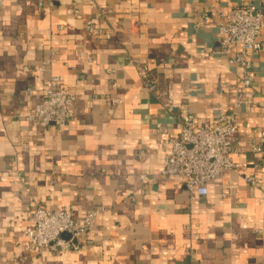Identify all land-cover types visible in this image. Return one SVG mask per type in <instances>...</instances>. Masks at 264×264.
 <instances>
[{"label":"crops","instance_id":"obj_1","mask_svg":"<svg viewBox=\"0 0 264 264\" xmlns=\"http://www.w3.org/2000/svg\"><path fill=\"white\" fill-rule=\"evenodd\" d=\"M246 4L264 11V0H4L0 264H264V30L251 59L258 103L239 110L235 170L190 199L160 173L168 149L157 132L176 137L184 113L211 123L231 109L242 69L220 53L219 24ZM88 21L109 38L90 35ZM144 62L166 97L140 81ZM52 76L76 95L74 117L60 129L28 125L19 115L33 111ZM259 144L262 153L252 150ZM68 205L78 220L104 207L87 244L23 253L27 215Z\"/></svg>","mask_w":264,"mask_h":264},{"label":"built area","instance_id":"obj_2","mask_svg":"<svg viewBox=\"0 0 264 264\" xmlns=\"http://www.w3.org/2000/svg\"><path fill=\"white\" fill-rule=\"evenodd\" d=\"M93 6V1L90 4ZM4 0H0V9ZM211 14V13H210ZM209 13H200L204 21ZM194 26H198L197 23ZM90 35L98 38H109V34L96 27L91 21L86 24ZM264 30V11L255 5L246 4L234 6L221 13L219 24V51L225 55L230 64L242 69V79L237 89V95L231 103L228 112L219 110L213 122L198 119L191 113L180 117V129L176 137H171L157 125V132L162 135V143L168 152L164 157L161 175L171 178L183 185L190 199L204 197L208 193V183L223 173H229L237 168L233 161L235 149L233 139L238 131L239 110L249 109L257 104L252 88V57L261 50L260 36ZM137 75L147 90L156 98L166 97L161 87L158 75L150 69L148 62L136 67ZM41 70V69H40ZM31 93V90H27ZM76 95L72 91L59 87V78L52 76L42 89V99L30 114L19 115L28 125L42 127L53 126L57 129L67 125L75 114L74 103ZM162 106L172 111L174 105L165 100ZM264 140V132H260ZM255 152L262 153L261 145L252 147ZM141 180L150 181L141 176ZM243 180L255 185L253 176H245ZM104 212L103 206L87 209L78 220L74 205L61 206L57 209L36 207L25 218L22 230L21 250L23 253L38 252L45 249L53 253H65L77 250L88 240L83 236ZM66 233L67 239L62 237ZM84 246V245H83Z\"/></svg>","mask_w":264,"mask_h":264},{"label":"water","instance_id":"obj_3","mask_svg":"<svg viewBox=\"0 0 264 264\" xmlns=\"http://www.w3.org/2000/svg\"><path fill=\"white\" fill-rule=\"evenodd\" d=\"M62 237L65 238V239H67L69 236L66 233H63L62 234Z\"/></svg>","mask_w":264,"mask_h":264}]
</instances>
